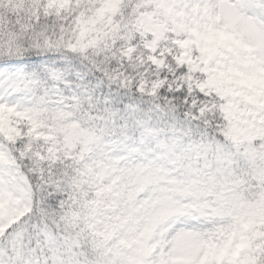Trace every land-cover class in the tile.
<instances>
[{"label":"snow or ice","instance_id":"1","mask_svg":"<svg viewBox=\"0 0 264 264\" xmlns=\"http://www.w3.org/2000/svg\"><path fill=\"white\" fill-rule=\"evenodd\" d=\"M0 264H264V0H0Z\"/></svg>","mask_w":264,"mask_h":264}]
</instances>
